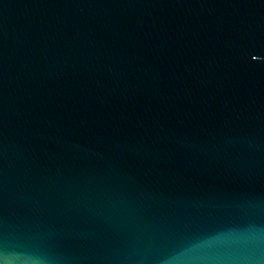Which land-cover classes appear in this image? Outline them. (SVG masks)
Masks as SVG:
<instances>
[{
  "label": "water",
  "instance_id": "95a60500",
  "mask_svg": "<svg viewBox=\"0 0 264 264\" xmlns=\"http://www.w3.org/2000/svg\"><path fill=\"white\" fill-rule=\"evenodd\" d=\"M0 244L264 264V0H0Z\"/></svg>",
  "mask_w": 264,
  "mask_h": 264
},
{
  "label": "snow or ice",
  "instance_id": "6c2138e0",
  "mask_svg": "<svg viewBox=\"0 0 264 264\" xmlns=\"http://www.w3.org/2000/svg\"><path fill=\"white\" fill-rule=\"evenodd\" d=\"M22 255V249H13L6 244H0V264H46L45 261L30 255L27 259H24Z\"/></svg>",
  "mask_w": 264,
  "mask_h": 264
}]
</instances>
